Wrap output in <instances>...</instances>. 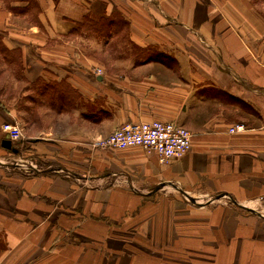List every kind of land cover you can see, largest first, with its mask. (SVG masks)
<instances>
[{"label": "crops", "instance_id": "crops-1", "mask_svg": "<svg viewBox=\"0 0 264 264\" xmlns=\"http://www.w3.org/2000/svg\"><path fill=\"white\" fill-rule=\"evenodd\" d=\"M35 1L36 19L27 0H0L22 65L0 97L31 93L0 103V141L6 121L21 132L0 154L27 159L0 162V264H264V1ZM116 15L126 25L106 37L83 23ZM40 83L70 102L44 101ZM150 120L187 128L191 149L160 162L92 144Z\"/></svg>", "mask_w": 264, "mask_h": 264}, {"label": "built area", "instance_id": "built-area-1", "mask_svg": "<svg viewBox=\"0 0 264 264\" xmlns=\"http://www.w3.org/2000/svg\"><path fill=\"white\" fill-rule=\"evenodd\" d=\"M93 74H101V68H94ZM243 124H235L230 132L240 131ZM2 129L10 140H18L21 132L17 125L6 121ZM95 147H140L145 152L157 154L160 162L179 158L191 149V132L173 121L150 120L128 122L113 130L106 137L95 139Z\"/></svg>", "mask_w": 264, "mask_h": 264}, {"label": "trees", "instance_id": "trees-1", "mask_svg": "<svg viewBox=\"0 0 264 264\" xmlns=\"http://www.w3.org/2000/svg\"><path fill=\"white\" fill-rule=\"evenodd\" d=\"M263 1L264 0H252V2L255 3V5H258ZM27 2L30 7H33L36 10V12L38 11L39 7L35 0H27ZM34 18L35 19L37 18L36 15L34 16ZM83 23L86 25H89L92 28L91 30L98 29L99 31H101L102 32L101 36L103 37L107 36V33H108L107 29H109V27L112 26L114 28L115 27L118 28V27H125L126 25L124 20L118 18L117 15L115 16L114 19H107L105 21L98 22L97 24L93 23V21L89 18H86L85 20H83ZM131 49L142 52V55L138 57L140 59H149L151 57L152 58L156 57L154 51H151L149 49L140 50V48H138L134 44H132ZM2 63L6 64L7 66H15L17 73L19 74V76H21L22 65L20 61L19 51L16 49L7 48L3 44L2 38L0 35V66L2 65ZM38 91L41 95L45 94L46 91L50 93L48 97L44 98V101H48L52 106H57V105L61 106L64 102H70V96L67 93L65 94L64 88H60L59 86H53L50 84L40 83L38 85ZM63 94H65L66 97Z\"/></svg>", "mask_w": 264, "mask_h": 264}, {"label": "rangeland", "instance_id": "rangeland-1", "mask_svg": "<svg viewBox=\"0 0 264 264\" xmlns=\"http://www.w3.org/2000/svg\"><path fill=\"white\" fill-rule=\"evenodd\" d=\"M33 14L34 16L36 15V10H34ZM118 40H119L118 37H116V41ZM123 47L127 48V52H132L133 54H135L136 57H140L142 55V52L131 49L130 45L124 44ZM3 64L4 63H2V65ZM4 66L6 68H3L0 66V70L1 69L3 70L2 72L0 71V88L2 87L1 82L4 79L11 78V75H14V77L19 78V74L17 73L15 66H7L6 64H4ZM3 91H4L3 93L4 96L0 97V103L12 109L25 105V100L27 98L26 96H28V94H31L30 91H27V87H25V85H22V84H19L14 89L6 88ZM3 152L4 153L0 154V162L2 164L6 162L8 166H12V165H16L17 163H19L20 160H27L25 157H22L20 155L14 156L8 153V151L6 152L3 151ZM33 166L34 165H31V168L27 167L26 168L27 171L29 169H33ZM191 202L197 203L195 200Z\"/></svg>", "mask_w": 264, "mask_h": 264}, {"label": "water", "instance_id": "water-1", "mask_svg": "<svg viewBox=\"0 0 264 264\" xmlns=\"http://www.w3.org/2000/svg\"><path fill=\"white\" fill-rule=\"evenodd\" d=\"M0 145L5 148V149H10L12 150L13 152H16L17 149L15 147L12 146V143H11V140L8 139V138H3L1 139L0 141ZM189 198L190 201H194V199L190 196H187Z\"/></svg>", "mask_w": 264, "mask_h": 264}]
</instances>
